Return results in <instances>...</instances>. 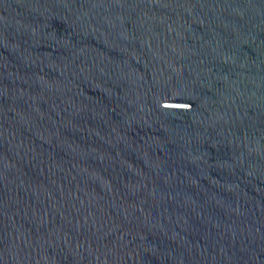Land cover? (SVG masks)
Segmentation results:
<instances>
[{
    "label": "water",
    "instance_id": "1",
    "mask_svg": "<svg viewBox=\"0 0 264 264\" xmlns=\"http://www.w3.org/2000/svg\"><path fill=\"white\" fill-rule=\"evenodd\" d=\"M0 264H264V0H0Z\"/></svg>",
    "mask_w": 264,
    "mask_h": 264
}]
</instances>
